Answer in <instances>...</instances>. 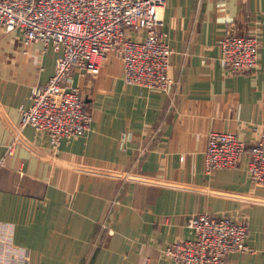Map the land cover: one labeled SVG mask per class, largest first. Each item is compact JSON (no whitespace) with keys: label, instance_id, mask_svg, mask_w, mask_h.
Here are the masks:
<instances>
[{"label":"crops","instance_id":"0c3cea01","mask_svg":"<svg viewBox=\"0 0 264 264\" xmlns=\"http://www.w3.org/2000/svg\"><path fill=\"white\" fill-rule=\"evenodd\" d=\"M161 17L168 90L124 84L109 53L98 75L74 76L90 128L56 147L21 126L20 111L60 53L35 43L23 54L19 34L0 27V222L20 264H171L165 247L193 238L186 221L198 213L246 218L251 251L225 264H264V186L250 180L248 157L209 174L203 163L209 131L249 146L264 124V0H167ZM227 28L259 39L251 72L222 67Z\"/></svg>","mask_w":264,"mask_h":264},{"label":"built area","instance_id":"2783aa9c","mask_svg":"<svg viewBox=\"0 0 264 264\" xmlns=\"http://www.w3.org/2000/svg\"><path fill=\"white\" fill-rule=\"evenodd\" d=\"M167 0H0V27L16 31L22 53L40 43L59 52L48 80L30 88L20 125L45 133L52 147L87 131L92 121L74 76L98 75L109 53L122 62L126 85L165 92L170 50L161 11ZM138 31L136 37L128 31ZM222 67L230 74L251 72L257 65L260 41L255 35L227 28L217 42ZM12 145L7 147V155ZM248 157L250 180L264 186V124L246 146L234 132L209 131L203 152L204 172L235 168ZM182 160V157H179ZM186 226L193 238L179 239L164 249L171 264H225L228 254L251 251L245 244L246 218L198 213ZM12 226L0 222V264H20L23 249L12 241Z\"/></svg>","mask_w":264,"mask_h":264}]
</instances>
